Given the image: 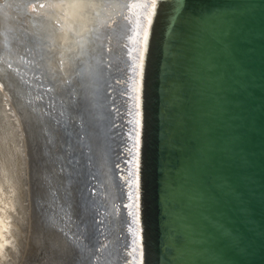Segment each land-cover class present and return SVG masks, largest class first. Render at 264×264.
Listing matches in <instances>:
<instances>
[{"label": "water", "instance_id": "water-1", "mask_svg": "<svg viewBox=\"0 0 264 264\" xmlns=\"http://www.w3.org/2000/svg\"><path fill=\"white\" fill-rule=\"evenodd\" d=\"M136 5L129 1L125 15ZM36 7L31 2L25 11ZM108 39L114 55L104 59L100 105L108 126L104 159L121 208L115 230L91 131H82L89 122L53 110L36 61L27 76L67 156L50 180L63 176L79 198L78 218L70 220L81 235L62 231L77 245L73 254L63 258L58 249L44 264H76L79 250L87 257L81 264H110L108 249L115 264H264V0H157ZM31 56L20 57L21 65H33ZM23 124L37 214L48 151L40 121ZM34 220L46 230L45 217L42 226Z\"/></svg>", "mask_w": 264, "mask_h": 264}, {"label": "bare ground", "instance_id": "bare-ground-1", "mask_svg": "<svg viewBox=\"0 0 264 264\" xmlns=\"http://www.w3.org/2000/svg\"><path fill=\"white\" fill-rule=\"evenodd\" d=\"M129 1L137 5H145L147 9L136 6L132 15L127 16L125 10ZM31 2L40 3L44 7H36V13L29 14L25 11V7ZM151 3L152 0H0V264H5V259L11 256V253H15L10 249L16 250L20 227L24 226L22 224L25 223L24 220L28 215L27 209L28 212L31 211L33 195L30 188V171L28 173L27 169L31 152L26 143L23 123L30 124L32 118L40 121L41 132L44 135L42 144L44 150L48 151V156L45 157L50 166L41 176L44 190L41 193L42 198L38 200L41 205L40 212L37 214L34 212V217L41 226V221H44L45 217L46 232L41 229L36 240L41 243L46 240L47 248L51 251L53 247L60 249L65 254L61 255L64 258L66 254L72 255L71 248L77 245L72 244L62 231L75 237L81 235V231L77 228L79 226L70 220V217L78 218L79 215L74 204L75 200L76 203L79 200L76 197L78 192L74 193L70 183L68 184L63 176L57 174L54 181L50 180L53 171L59 172L57 165L63 169L62 162L67 156L61 150L63 141L54 129L51 117L43 112L44 102L37 98L35 81L27 77L30 72H34L35 61L44 82L51 87L52 92L49 94L54 99L53 110L64 112L71 120L80 124L81 121L89 122L82 131H91L89 139L99 158L97 162L101 180L99 185H106L99 191L107 194L108 203L104 209L114 219V225L110 228L115 230L121 208L113 201L116 199V194L113 193L110 185L112 186L111 182L114 180L112 174L107 172L108 161L104 159L108 142L106 139L108 126L105 128L106 111L103 106L101 110L100 105L101 100L106 99L104 91L107 83L105 76L107 63H104V59L112 58L110 54L113 53L109 49L113 48L112 39L110 41L108 37L111 38L119 29L128 28V23L136 20V17L152 12ZM124 16H127V21H122ZM29 53L33 55V58L31 56L29 59L34 64L22 66L20 57ZM99 88V94L103 91L100 96L97 94ZM42 99L45 101V97ZM79 129L77 127V131H80ZM26 177L28 180H25ZM24 185L29 189L27 193L20 192L24 189ZM54 192L56 195L53 194ZM23 193H26L27 199ZM25 201L28 202V208L24 206ZM116 238V235L112 234L110 240L114 242ZM18 239L20 240V237ZM27 241L24 244L27 245ZM30 244L32 247V243L27 247ZM110 249L113 253L112 245ZM79 252L77 255L81 260L76 264L83 263L82 261L87 258L81 250ZM107 254V262L115 264L112 258H116V253L110 254L108 249ZM43 260L45 258H40V262L38 260L34 264H44Z\"/></svg>", "mask_w": 264, "mask_h": 264}, {"label": "rangeland", "instance_id": "rangeland-1", "mask_svg": "<svg viewBox=\"0 0 264 264\" xmlns=\"http://www.w3.org/2000/svg\"><path fill=\"white\" fill-rule=\"evenodd\" d=\"M30 161H28V163H27V169H28V173H29V171H30ZM29 176H30V173H29ZM30 179V178H29ZM25 180H28L27 179V177H26V179ZM27 186L26 185H24L23 186V188L24 189H21L20 190V192L22 191H24V192H26L27 193V191L29 190L28 189V187L26 188ZM30 188H31V181H30ZM27 189V190H26ZM26 193H23L24 194V197L26 196ZM20 194H22V193H20ZM22 196V195H21ZM26 199H27V197H25ZM25 198H24V200H25ZM27 201H25L24 202V206H27L28 205V202L26 203ZM26 203V204H25ZM26 208V207H25ZM27 208H28V206H27ZM26 208V209H27ZM30 212H32V208H31V211ZM30 212H28V209H27V213L26 214H28V215H26L27 217L25 218V220H24V222L25 223H23L22 225H24V226H21L20 228V232L22 233H18V236L20 237V240L17 238V243H18V246L16 247V250L18 251V250H20V251H18V252H20L19 254L17 253V251L16 250H14L13 248L12 249H10V250H12L11 252H15V253H11V256H9V257H7L6 259H5V264H20L21 263V260H22V263L21 264H34V263H36L38 260V262H40V258L42 259H44L45 258V261H46V253H48V254H51V255H55L56 253H58V250L55 248V247H53V249H52V253H50L49 251H48V249L51 251V249L50 248H47L46 247V244H44L43 245V243H45V242H39V241H37L36 240V238H37V235H38V233H40L39 231H38V229L37 228H35V226H36V222H35V218H33L34 217V214H33V212L31 213V214H29ZM28 217H29V219L32 221L31 223H30V220L28 219ZM32 217V218H31ZM28 220V221H27ZM35 222V223H34ZM33 223V224H32ZM26 224H28V226L27 227H29V225H33V226H30L29 227V230H28V228L26 227ZM23 227V228H22ZM34 227V229H32L31 230V228H33ZM25 228V229H24ZM26 234V235H25ZM31 234V235H30ZM21 235H25L23 238H22V236ZM27 236H28V238H27ZM29 236H31L30 238H29ZM34 237V238H33ZM22 238V239H21ZM25 239V240H24ZM35 239V240H34ZM28 240V241H27ZM21 241V242H20ZM26 241L28 242L27 243V245L29 244V243H32V247H31V244L27 247V245L26 244H24V243H26ZM34 241V242H33ZM44 241V240H43ZM22 243H23V245H22ZM33 243H35L34 245H33ZM37 244V245H36ZM40 246H39V245ZM43 246H42V245ZM54 245V244H53ZM19 246H21V248L19 247ZM38 246L40 247V248H38ZM18 247H19V249H18ZM26 247V248H25ZM35 247V248H34ZM41 247H43L44 249H45V252H43V248H41ZM25 248V249H24ZM33 250H32V249ZM23 249V250H22ZM28 249V250H27ZM36 249H37V251H36ZM39 249H41V251L39 250ZM47 249V250H46ZM26 253H25V252ZM30 251V252H29ZM35 253H34V252ZM24 252V253H23ZM33 254H32V253ZM39 252V253H38ZM54 252V253H53ZM21 253H23V255L21 254ZM42 253H45V254H42ZM15 254V256H13ZM34 254H35V256H34ZM38 254V255H37ZM31 255V256H30ZM41 255V256H40ZM30 258H28V257ZM37 256V257H36ZM30 260H28V259ZM39 258V259H38ZM32 259V260H31ZM37 259V260H36ZM17 260H18V263H17ZM20 260V261H19ZM36 260V261H35ZM27 261L29 262V263H27ZM35 261V262H34ZM44 261V260H43ZM16 262V263H15Z\"/></svg>", "mask_w": 264, "mask_h": 264}, {"label": "snow or ice", "instance_id": "snow-or-ice-1", "mask_svg": "<svg viewBox=\"0 0 264 264\" xmlns=\"http://www.w3.org/2000/svg\"><path fill=\"white\" fill-rule=\"evenodd\" d=\"M137 7H140L142 5H136ZM41 7H44V5H41ZM52 7H55V5H52ZM151 7L153 9L156 8V0H152ZM145 39H146V34H145ZM137 108H139V96L137 95ZM137 116H139V111H137ZM137 127H139V120L136 121ZM136 146L137 149L139 148V132H137V140H136Z\"/></svg>", "mask_w": 264, "mask_h": 264}]
</instances>
